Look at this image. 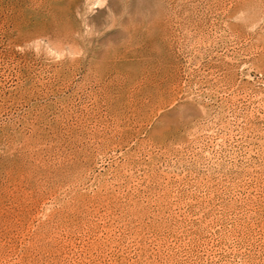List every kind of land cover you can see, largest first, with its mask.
<instances>
[{"label": "rangeland", "instance_id": "rangeland-1", "mask_svg": "<svg viewBox=\"0 0 264 264\" xmlns=\"http://www.w3.org/2000/svg\"><path fill=\"white\" fill-rule=\"evenodd\" d=\"M0 264H264V0H0Z\"/></svg>", "mask_w": 264, "mask_h": 264}]
</instances>
